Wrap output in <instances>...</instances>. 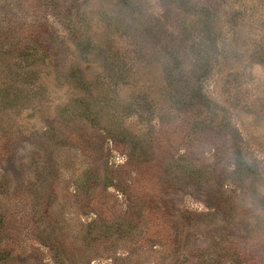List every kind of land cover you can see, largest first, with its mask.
I'll return each mask as SVG.
<instances>
[{
  "label": "rangeland",
  "instance_id": "obj_1",
  "mask_svg": "<svg viewBox=\"0 0 264 264\" xmlns=\"http://www.w3.org/2000/svg\"><path fill=\"white\" fill-rule=\"evenodd\" d=\"M0 264H264V0H0Z\"/></svg>",
  "mask_w": 264,
  "mask_h": 264
}]
</instances>
